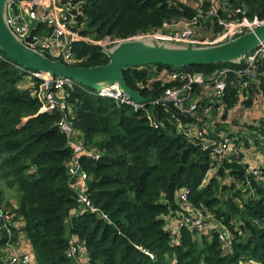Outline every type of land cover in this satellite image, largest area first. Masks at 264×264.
I'll return each instance as SVG.
<instances>
[{
    "label": "trees",
    "instance_id": "obj_1",
    "mask_svg": "<svg viewBox=\"0 0 264 264\" xmlns=\"http://www.w3.org/2000/svg\"><path fill=\"white\" fill-rule=\"evenodd\" d=\"M61 1L68 13L78 8L75 30L92 41H75L72 60H59L86 67L109 60L96 41L151 32L197 13L175 0ZM208 4L205 0L202 9ZM217 8L232 18L241 16L232 13L240 9L264 21V0H220ZM45 27L40 23L35 33ZM223 66L238 64L178 69L207 75ZM161 68L170 67L147 65L126 69L124 75L144 96L158 97L170 85L158 77ZM258 74L264 91V59ZM27 78L21 65L0 49V200L15 213L13 238L0 236V264H6L12 243L23 245L40 264H264V180L247 172V161L231 154L214 159L201 139L177 130L168 107L118 106L76 83L63 89L69 120L84 144L101 154L98 160L80 158L86 190L99 212L80 209L70 192H76L69 172L73 151L60 126L63 113L44 109L36 95L39 79L32 85ZM236 89L229 83L227 105L236 102ZM204 120L208 116L195 120L196 125L202 128ZM214 125L209 126L214 130ZM210 135L208 140L216 142ZM225 177L229 184L221 183ZM183 188L189 190L192 206L232 233L230 252L223 251L215 227L173 229ZM9 191L15 196L7 197ZM73 235L85 243L86 255L69 257Z\"/></svg>",
    "mask_w": 264,
    "mask_h": 264
},
{
    "label": "built area",
    "instance_id": "obj_2",
    "mask_svg": "<svg viewBox=\"0 0 264 264\" xmlns=\"http://www.w3.org/2000/svg\"><path fill=\"white\" fill-rule=\"evenodd\" d=\"M14 1L18 5L19 13L16 15L10 10L9 24L16 35L30 47L38 49L45 54L48 53L56 59L72 60L74 57L73 44L75 41H92L75 30L78 13L77 7L68 13L65 11L61 0ZM175 1L195 7L197 13L187 20H179L174 23L165 22L154 31L139 33L128 38L155 37L158 40L178 44H186L193 38L195 45H212L253 30L263 22L257 16L252 18L246 16L240 12V9L232 12L233 15L240 13L241 16L238 18H232L225 8L222 10V14H220L217 8V2L220 0H208L209 4L205 10L202 9L205 0ZM40 23H44L48 27V31L35 33ZM199 26L204 27L206 30H209L213 26V28H217V31L214 30L212 38L197 39L194 36ZM30 34H33L32 41L27 40ZM119 40L121 39L113 40L108 37L100 40V42L103 41L101 43L108 47ZM263 59L264 41L255 49L243 55L240 62L237 63V67L223 66L214 70L211 74L204 75L201 72L173 67L161 68L158 70V77L164 83L170 85L165 86L162 93L158 97H153V100L149 102L136 101L122 92L118 85H112L99 91L93 89H87V91L94 95L110 97L115 100L118 106L130 105L134 109H144L147 106L168 107V103H172L177 108L187 112L191 117V122H189L174 112L172 119L180 133L189 138L195 137L201 139L203 149L208 150L214 159L231 154L235 158L247 161L249 163L247 172L264 180V91L261 88L258 74V65ZM21 68L27 72L28 79L32 85H36L39 79L36 95L43 103L44 109L63 113L60 126L67 135L73 151V163L69 169L72 177L80 169V158L83 155L91 156L96 160L101 157V154L95 149L84 144L79 132L73 128L69 120L67 113L69 107L64 100L63 89L66 86H74L76 82L65 76L53 78L41 71L28 70L22 66ZM229 83L237 86L235 91L237 100L233 104L227 105L225 98ZM255 104H258L259 114L255 117H250L248 110ZM213 109L217 116L219 113H227L226 116L230 117L234 113V118L231 121L228 120L229 123H225L226 128H223L222 132H219L217 129L218 124L216 122L219 121L214 122L213 118H209V121L204 120L205 125L203 124L202 128L196 125L195 120L202 121L204 117L209 116L208 114ZM236 118L240 121V124H238L243 127L242 130L233 126V120L235 119L236 121ZM210 124H216L214 125V130L213 127L209 126ZM211 133H214V137L217 138V141L214 143L208 140V135L211 137ZM206 134L207 137L205 136ZM86 178V174L81 170L78 182L82 179L84 184L77 191L78 207L90 210L91 212H99L86 190ZM188 193L189 190L186 188L181 189L178 193L181 210L178 212L179 218L175 219L176 224L174 229L179 230V228L185 225L199 230L215 227L223 251L226 253L230 252L233 243L232 233L223 225H213L209 221L210 216L208 214L192 206L188 200ZM102 216L108 219L105 214H102ZM14 219L15 213L0 200V236L2 237L7 233L9 241L15 233ZM254 222L257 223L258 221L254 220ZM22 246L20 243H12L9 246L10 253L6 259V264H40L33 257V254L23 250ZM86 254L87 247L85 243L80 241L78 236L73 235L68 251L69 257L77 258L80 255ZM248 262L254 263L251 259Z\"/></svg>",
    "mask_w": 264,
    "mask_h": 264
},
{
    "label": "water",
    "instance_id": "obj_3",
    "mask_svg": "<svg viewBox=\"0 0 264 264\" xmlns=\"http://www.w3.org/2000/svg\"><path fill=\"white\" fill-rule=\"evenodd\" d=\"M10 10L17 15L19 13L17 3L14 0H0V49L9 58L28 70L41 71L53 78L65 76L88 89L99 91L118 85L122 92L138 102H149L153 100V96L145 97L141 90L132 88L125 79L124 70L126 69L136 70L139 67L158 64L173 68L221 62L237 64L243 55L264 41V21L253 30L212 45H195L193 38L186 44L162 41L155 37L125 38L108 47L102 44L103 41L102 43L99 41L94 42L96 47L104 51L109 60L101 65L86 67L53 59L38 49L30 47L11 28L8 21ZM213 35V26L209 30L199 26L194 38H212ZM27 40L32 41L33 34H30ZM167 106L179 117L191 122L187 112L172 103H168ZM80 174L79 169L71 177V185L78 182ZM70 192L72 196H77L71 188Z\"/></svg>",
    "mask_w": 264,
    "mask_h": 264
},
{
    "label": "crops",
    "instance_id": "obj_4",
    "mask_svg": "<svg viewBox=\"0 0 264 264\" xmlns=\"http://www.w3.org/2000/svg\"><path fill=\"white\" fill-rule=\"evenodd\" d=\"M45 26H46V25H45ZM46 31H48V27H45V29H43L42 32H46ZM258 114H259L258 104H255L253 107H251V108L248 110V115H249L250 117H255V116H257ZM221 116H223V114H222V113H219L218 116H217V119H219V120H216V121H219V122H220V120H222V119H221ZM208 118H212V117H211V116H208ZM226 121H228V120L221 121L219 127H222V125L224 124L223 122H226ZM229 121H231V120L229 119ZM238 123L240 124V121H239L237 118H236V121H235V119L233 120V124H234L233 126H235V127H236L237 129H239V130H242L243 127H241ZM83 184H84V182H83L82 179H80L79 182H77L76 184H74V189L76 190V192H77L78 190H80V188L83 187V186H82ZM175 224H176L175 220H172V221H171V225H172L173 229L175 228ZM22 249L25 250L23 246H22ZM83 260H84V259H83Z\"/></svg>",
    "mask_w": 264,
    "mask_h": 264
},
{
    "label": "rangeland",
    "instance_id": "obj_5",
    "mask_svg": "<svg viewBox=\"0 0 264 264\" xmlns=\"http://www.w3.org/2000/svg\"><path fill=\"white\" fill-rule=\"evenodd\" d=\"M54 59H56V58H54ZM57 59H61V58H57ZM27 80H28V78H27ZM227 114V113H226ZM226 114H223V115H225V120H232L233 118H234V113H232V115H230V117H227L226 116ZM209 116H211L212 118H213V120H214V122L217 120V115H215V110L213 109V110H211V113L210 114H208ZM232 116V117H231ZM221 121H224V120H221ZM235 127V126H234ZM223 128H226V124H225V122H224V124L222 125V127H219L218 128V131L219 132H222L223 131ZM215 133H217L216 131H215ZM215 136V135H214ZM229 179H227V177H225V178H221L220 179V181H221V183L223 184V183H226V184H229L230 183V180L228 181ZM10 193H8V192H6L5 194H7V197L8 196H15V194L13 193V192H11V191H9ZM175 220V219H174Z\"/></svg>",
    "mask_w": 264,
    "mask_h": 264
}]
</instances>
